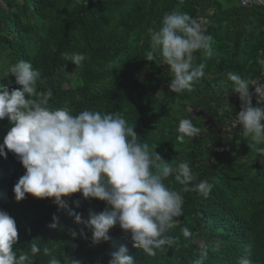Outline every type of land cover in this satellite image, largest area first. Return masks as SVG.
Here are the masks:
<instances>
[{
    "label": "trees",
    "instance_id": "1",
    "mask_svg": "<svg viewBox=\"0 0 264 264\" xmlns=\"http://www.w3.org/2000/svg\"><path fill=\"white\" fill-rule=\"evenodd\" d=\"M177 11L202 24L213 48L210 58L202 50L193 53L194 64L205 65V76L182 93L169 91L173 73L159 53L147 60L148 30H158L163 16ZM65 54L86 59L76 67ZM260 59L264 8H241L236 0H0V86L21 88L10 68L21 60L29 62L41 73L37 92H52L50 107L67 106L73 115L83 110L120 113L134 125L138 142L156 148L165 163L189 164L197 175L190 187L201 180L211 185L207 195L182 193L183 215L165 234L175 243L149 256L133 247L130 234L119 225L110 229L109 241L94 245L91 231L69 214L87 219L90 211L105 209L104 201L76 193L64 198L66 208L54 204V198L30 194L17 202L13 188L26 170L5 148L7 158L0 156V210L16 221L17 256H31L30 244L35 242L41 252L33 264H49L52 258L58 264H69V258L80 264H109L121 245L134 264H195L205 251L203 264H237L241 257L264 264V154L256 151L264 144L255 145L233 126L242 102L226 75L232 71L253 88L264 81ZM184 118L200 131L180 141L177 129ZM11 127L7 117L0 120V143ZM164 183L172 190L182 187L174 176ZM54 214L61 229L48 227ZM185 227L190 237L183 235ZM44 247L51 255L43 254Z\"/></svg>",
    "mask_w": 264,
    "mask_h": 264
},
{
    "label": "clouds",
    "instance_id": "2",
    "mask_svg": "<svg viewBox=\"0 0 264 264\" xmlns=\"http://www.w3.org/2000/svg\"><path fill=\"white\" fill-rule=\"evenodd\" d=\"M151 51L147 60L153 61L159 53L170 66L173 78L168 84L170 92L191 91L193 85L205 76V65L194 64L193 53L203 51L206 57L213 56L212 38L204 34L197 19L186 12H172L162 18L158 30L149 29ZM65 59L76 67L86 57L83 54H65ZM264 66V59L258 61ZM15 83L21 88L9 90L0 86V120L7 117L12 127L0 143V156L7 158L5 148L16 155L26 170L14 185L15 200L20 202L27 194L35 198H54L60 208L67 207L65 197L81 193L84 199H98L106 203L99 213L89 212L88 218L71 212L78 225L92 233L94 245L111 239L110 229L119 225L125 234H130L133 247L155 256L156 250L171 248L175 239L165 235L174 225L175 218L183 215V195L198 191L207 195L211 185L206 180L197 181L187 162L173 167L165 163L147 143L138 142L134 125H129L120 113L101 114L83 110L73 115L69 107L52 108L49 99L51 90L37 92L35 87L41 73L32 64L19 61L10 68ZM233 82V93L238 94L241 109L233 120L245 137L255 145L264 144V107L258 98L264 97V84L250 88L249 82L232 71L226 73ZM257 96V106L252 105V91ZM178 140L199 133L190 119L179 121ZM264 154V147H257ZM163 162L164 166L160 167ZM170 176L182 186L179 190L169 189L164 181ZM79 207V201H76ZM50 229H61L59 217L53 215ZM83 228L80 235H84ZM185 237L192 233L185 227ZM73 238L76 232L71 233ZM18 241L16 221L7 212L0 210V264H33L32 258L41 252L40 246L30 244L31 256H17L14 245ZM43 254L51 255L48 247ZM207 252L195 264H203ZM49 264H58L52 258ZM69 264L80 261L69 258ZM109 264H134L128 248L121 245L113 254ZM237 264H252L247 257L238 259Z\"/></svg>",
    "mask_w": 264,
    "mask_h": 264
},
{
    "label": "built area",
    "instance_id": "3",
    "mask_svg": "<svg viewBox=\"0 0 264 264\" xmlns=\"http://www.w3.org/2000/svg\"><path fill=\"white\" fill-rule=\"evenodd\" d=\"M241 8H252V7H258V8H264V0H236ZM178 4H181L183 0H176ZM257 84H264V81H257L253 88ZM264 104V97H259L258 98V105ZM252 105L253 107L257 106V96L254 92L252 91Z\"/></svg>",
    "mask_w": 264,
    "mask_h": 264
},
{
    "label": "rangeland",
    "instance_id": "4",
    "mask_svg": "<svg viewBox=\"0 0 264 264\" xmlns=\"http://www.w3.org/2000/svg\"><path fill=\"white\" fill-rule=\"evenodd\" d=\"M173 76H174V74H172V78H173ZM72 83H73V84L76 83L75 77H73V79H72ZM73 84H72V85H73Z\"/></svg>",
    "mask_w": 264,
    "mask_h": 264
}]
</instances>
